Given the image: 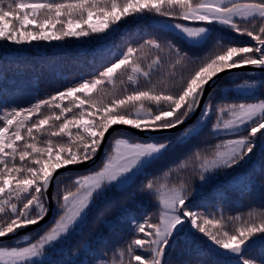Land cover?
Listing matches in <instances>:
<instances>
[{
    "label": "snow or ice",
    "instance_id": "6c2138e0",
    "mask_svg": "<svg viewBox=\"0 0 264 264\" xmlns=\"http://www.w3.org/2000/svg\"><path fill=\"white\" fill-rule=\"evenodd\" d=\"M146 14L164 18L161 23L179 43L148 38L128 47L91 80L27 108L0 111V264H45L46 255L86 222L97 200L145 174L174 141L195 139L213 117L214 133L230 138H221L207 155L197 153L202 184L230 175L257 149L264 155V97L257 95L264 92V0H0V42L30 45L110 35L123 18ZM225 31L247 37L249 43L238 44L222 35ZM145 49L156 54L142 67ZM165 64L170 70L161 74ZM248 68L259 70L258 87L256 78L243 74ZM118 71L120 83L126 79L131 86L123 94L115 92ZM155 74L161 75L154 81ZM104 84L113 88L107 102L103 87L98 99L90 95ZM65 100L70 104L61 106ZM45 108L50 114L41 117ZM197 112L196 124L186 125ZM53 120L59 123L49 125ZM118 125L141 135L124 128L116 132ZM110 129L109 147L95 165ZM90 162L95 166L70 175L72 168ZM66 178L70 184L64 183ZM53 186L56 209L41 229L52 213ZM140 190L156 196L158 221L131 218L129 224L142 238L131 239L118 260L100 264H186L172 258L181 236L191 237L193 244H210L208 250L228 256L230 264H253L247 254L257 245L264 247V212L226 221L223 215L189 207L192 189L186 183L148 180ZM32 227L35 238L24 231ZM6 238L23 243L6 244Z\"/></svg>",
    "mask_w": 264,
    "mask_h": 264
},
{
    "label": "trees",
    "instance_id": "16d2710c",
    "mask_svg": "<svg viewBox=\"0 0 264 264\" xmlns=\"http://www.w3.org/2000/svg\"><path fill=\"white\" fill-rule=\"evenodd\" d=\"M117 3H123V0H117ZM163 19L162 17L150 14H146L143 17L136 16L135 18L128 16L119 22L116 31L111 32V29H109L110 35L107 33H92L88 37H81L83 41L79 43L68 42L67 45L55 49L45 47L41 42H37L36 44L33 41L30 45H15L8 42L7 45L0 48V111L11 110L13 108H27L38 99L51 97L59 91H64L68 87L78 85L81 81L91 80L104 67L118 59L119 55L126 51L128 47H138L148 38L161 41L170 39L179 43L175 40L171 31L163 26L161 23ZM83 27H87V25H83ZM222 35L238 44L249 43L247 37L236 36L234 33L225 31ZM83 46L86 47L83 48ZM143 54L145 59L141 61V66L146 67L147 63L151 61L156 53L145 49ZM189 54L191 55L192 53L190 52ZM137 55L139 56L141 53L138 52ZM169 70V66L165 64L161 74L167 73ZM178 71L179 69H177ZM161 74L153 75V80L158 79ZM246 74L250 73L247 72ZM122 78L120 71H118L114 81L115 92L117 94H123L125 87H128L129 91L131 90V86L127 84L126 79L124 84L120 83ZM141 84L143 86V80H141ZM101 87H103L106 93H109V95L104 96V101L107 102L113 92L111 85L104 84L103 86H98L90 95L94 99H98ZM260 93L262 92H258L257 94ZM77 95L82 94L78 93ZM216 95L219 97L220 94L217 93ZM208 99L209 97L207 96L205 102ZM249 99L252 100L253 98L249 97ZM60 103L61 106H67L70 104V100ZM53 111L59 114V109H53ZM76 111L78 109L74 108L73 112ZM45 114H50L47 108L43 109L40 115L43 117ZM67 115L71 116L72 113H68ZM36 118L35 116L32 117L33 120ZM196 120L193 124H195ZM212 120H215V117ZM54 123L58 124L59 122L53 120L49 122V125ZM203 131L204 140L197 148L201 156L211 153L214 145L221 138H230L217 136L210 123L207 124V127ZM36 135L38 140L43 139L40 134ZM25 138L27 139V137ZM18 144H23V141L18 142ZM203 144H206V148ZM108 145L109 143L105 149H107ZM103 155L104 152L101 159ZM263 159L264 155H262L260 149H257L255 155L247 164L237 167L234 171H231L230 175H221L203 184L198 179L199 171H197V178L193 179V184L188 185L193 191V199L191 198L189 207H194L200 212L215 214L217 217L223 215L226 221L228 217L241 216L246 218L249 213L259 215L264 212V171H261L262 167H264V162L262 163ZM197 160L193 168L199 166L200 160L198 158ZM158 166L163 167V165L157 163L153 167L157 168ZM153 167L150 166L149 168H152L153 171ZM86 170L80 169L76 172L80 173ZM76 172H70V175H74ZM254 172L255 175L253 174ZM185 181L186 179H183L179 183H184ZM137 183H139L138 180ZM65 184H70V182ZM134 185L123 190H115L116 194L112 196V199L111 195L106 196L92 208L102 206L101 203L109 201L113 202V205L120 201L127 202V207L121 205L118 211L115 209L105 210L100 213L102 214L100 219H98L100 214L96 216L98 211L93 216V218L95 217L94 222L93 218L89 220L91 218L89 212L86 222L69 238L73 239L72 241L77 240L73 251L68 247V243L66 242L62 245L61 253H55L59 248L56 247L49 255L58 264H100L101 261L111 262L114 259L118 260V254L121 249L125 248L131 239L136 238L139 234L134 232V225L129 224L131 218L135 217L137 221H142L145 217H151V222L158 221L160 209L156 196L145 194L140 189L132 193ZM55 193L56 188L54 187V196ZM140 201V206H136V203ZM137 207H140V209ZM141 210H144V212H140ZM104 217L108 219L106 224L103 223ZM95 225L98 227L97 230ZM227 226L229 228L233 227L232 224H228ZM113 228L121 229L119 234L117 231L115 232L118 235V239L110 244L107 251H104L102 245L98 244L96 240L100 237L103 242L104 238L110 234ZM32 233L35 234L36 231ZM185 239H187V243L183 242ZM181 241L182 243L179 246L173 245L176 249V253L172 256L173 259L186 261L188 258L187 264H210L206 260L208 258L211 262H216V264H230L229 258H226L222 254H217L214 250L209 251L210 245L205 246L199 241L193 244L191 237L185 236H181ZM4 242L6 244H16L15 240L12 239L5 240ZM86 252H89V254ZM259 254L263 255V257ZM247 255L253 264H264V247L257 245ZM96 256L97 259H95Z\"/></svg>",
    "mask_w": 264,
    "mask_h": 264
},
{
    "label": "rangeland",
    "instance_id": "374dc122",
    "mask_svg": "<svg viewBox=\"0 0 264 264\" xmlns=\"http://www.w3.org/2000/svg\"><path fill=\"white\" fill-rule=\"evenodd\" d=\"M81 41H83V38H66L65 40H62V41H50V42H48V41H34V43L37 44V42H41L45 47H51L52 49H55V48H58V47H62L64 45H67L68 42L79 43ZM5 45H7V43L0 42V48L3 47V46H5ZM85 47L86 46H83V48H85ZM247 72H249L250 74H246ZM243 74L246 77L250 75V76L256 78L255 79V82L257 84V87L259 86V80H260L259 70H255V71H252V72H250V71H243ZM257 95H260V96L264 97V92H262L260 94H257ZM217 98H219V97L217 96ZM231 99H235V98H231ZM216 102L217 101H214V103H216ZM212 119L206 121V123L207 124L210 123V125L212 126V124L215 122V120H212ZM196 122H197V120H196ZM196 122H195V124H196ZM195 124H191V125L194 126ZM203 137H205L204 136V131H202L201 134L199 136H197L195 139H188V140H184L182 142H180V141H174L173 144H172V146H171V149L169 150V152L165 156H163L161 159H159V160H157L155 162V163H157L159 165H163V167H159L158 166L157 168H154L153 166H154L155 163H153L151 165L153 167V171H152V168H148L146 170V173L145 174L137 176L136 179L134 180V182H132L129 185V186H132L133 184H135L134 187H133L134 189H132L131 192L134 193V192L138 191L139 189H141L142 186H143V184L146 181H148V180H155L157 183H167L169 186H174V185L177 186V184L178 185L180 184L179 182L181 180L186 179V181L184 183H186L187 185L193 184L192 181H193L194 178H197V171H199V166H197L196 168H193V166L198 161L197 160V153H198L197 148L201 145V142H203V140H204ZM108 142H109V139H108L106 145L108 144ZM106 145H105V148H106ZM203 145L206 148V144H203ZM108 147H109V145H108ZM196 151H197V153H196ZM99 161H97L95 163V165H97L99 163ZM263 162H264V159L262 160V163ZM95 165L90 164L87 167L85 166L86 168H76V169L74 168V169L71 170V172H74V171L76 172V171H78L80 169H89L91 167H94ZM76 173H78V172H76ZM253 174L255 175V172ZM137 180L139 181V183L136 184ZM69 182H70V180L67 179V178L64 180V183H69ZM129 186H127L126 188H128ZM114 194H116V191L115 190L109 192L107 194V196H110L111 195V199H112V196ZM126 195H128V193H126ZM101 199H103V198H101ZM101 199L97 200L95 202V205L97 203L101 202ZM112 203H111V201H109L107 203H101L102 206H97L96 208H91L90 215H89V216H91V218L89 220H91L93 218V216H95V214L98 211L99 212L96 214V216H98L101 212H103L105 210L115 209V210L118 211L121 208V205L127 207L126 206L127 202L125 203V202H121L120 201L119 203H117L115 205H113ZM140 203H141V201L140 202H137L136 203V206H140ZM137 208L140 209V207H137ZM55 209H56V204H55ZM55 209H54V212H55ZM54 212H53V215H54ZM140 212H144V210H141ZM53 215H52L51 219L45 225L40 226L41 229L44 228L46 225H48V223L52 220ZM101 216H102V214H100L98 216V219H100ZM94 220H95V217L93 218V222H94ZM107 221H108L107 217H104V222L103 223L106 224ZM95 227H96V230H97L98 227L96 225H95ZM36 230L37 229L33 227V228L25 229L24 231L25 232L32 233L33 231H36ZM116 231L119 234V232L121 231V229L118 230V229H114L113 228L112 231L110 232V234L107 237L104 238L103 242L101 241V238L100 237H98V239L96 240V242L98 244L102 245V247L104 248V251L105 250L106 251L108 250V248H109V246H110L111 243L117 241V239H118L117 236L118 235L115 234ZM32 236H33V238H35V234L34 233H32ZM78 238H80V237H78ZM136 238H142V234H138L136 236ZM9 239H12V238H8L6 240H9ZM12 240H14V239H12ZM72 240L73 239H68L67 240V243H68V247L73 251V248L75 247L74 244H75V242L77 240H75V241H72ZM15 243H21L22 244L23 242L22 241L15 240ZM62 245L59 246V248L57 249V251H55V253H57V252H58V254L61 253V248H63ZM208 245H210V244H208ZM211 248H212V246H211ZM220 252L222 253L223 250H220ZM51 253H52V251L49 252V254H51ZM86 253L89 254V252H86ZM49 254L46 255V257L44 258L45 264H53V263L54 264H58V262L56 260H54L52 258V256L49 255ZM58 254H57V257H58ZM261 254H262V252H261ZM224 256L226 258H229L226 255H224ZM260 256L263 257V255H260ZM95 259H97V256L95 257ZM203 259H204V257H203ZM188 260L189 259L187 258V260L185 261L186 264L188 263ZM206 260L210 264H216V262H211L208 258H206ZM96 262H98V261H96Z\"/></svg>",
    "mask_w": 264,
    "mask_h": 264
},
{
    "label": "water",
    "instance_id": "95a60500",
    "mask_svg": "<svg viewBox=\"0 0 264 264\" xmlns=\"http://www.w3.org/2000/svg\"><path fill=\"white\" fill-rule=\"evenodd\" d=\"M249 70H257V69L248 68V69H244V70H242V71H249ZM206 98H207V93H206ZM205 100H206V99H205ZM199 114H200L199 112H197L196 114H194V115L192 116V118L186 122V125L191 124V123H192V122L198 117ZM114 127H115V130H119V129H121V128H124V130H128V131H131V132L134 133V134L141 135L138 131H136V130H134V129H128V128H125L124 126H119V125H118V126H114ZM181 127H184V126H181ZM112 133H113V129H110V130H109V133L106 134L104 145H103V147H102L101 152L97 155L95 163H96V162L99 160V158L101 157V155H102V153H103V150H104V148H105V145H106L108 139L110 138V136L112 135ZM90 164H92V163L90 162V163H88V164L79 165V166H76V167H74V168H75V169H76V168H86V167L89 166ZM85 166H86V167H85ZM74 168H72V169H74ZM72 169H71V170H72ZM60 171H64V170L61 169ZM53 194H54V186H53L52 188L49 189V200H50V207H51V209H52V213L49 214V216H48V217L46 218V220L42 223V225H45V224L51 219V217H52V215H53V212H54V209H55L54 200L52 199ZM42 225H41V226H42ZM32 228H33V227H32ZM34 228H35V227H34ZM6 239H8V238H6Z\"/></svg>",
    "mask_w": 264,
    "mask_h": 264
}]
</instances>
